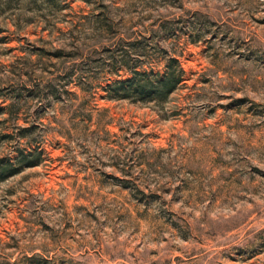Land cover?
Masks as SVG:
<instances>
[{
	"label": "rangeland",
	"instance_id": "obj_1",
	"mask_svg": "<svg viewBox=\"0 0 264 264\" xmlns=\"http://www.w3.org/2000/svg\"><path fill=\"white\" fill-rule=\"evenodd\" d=\"M143 34L183 80L107 96ZM0 105V157L36 160L0 178V264H264V0H0Z\"/></svg>",
	"mask_w": 264,
	"mask_h": 264
},
{
	"label": "trees",
	"instance_id": "obj_2",
	"mask_svg": "<svg viewBox=\"0 0 264 264\" xmlns=\"http://www.w3.org/2000/svg\"><path fill=\"white\" fill-rule=\"evenodd\" d=\"M143 39L127 40V45L122 48L108 46V50H112L106 56L105 62L112 64L113 71L120 75L118 70L123 69L125 75L108 80L102 87L109 97H129L139 100H153L155 102H164L169 94L183 80L184 69L180 65L178 54L165 53L161 55L164 61L163 71H154L153 66L146 67L148 59L152 56L142 40L151 41L152 35H142ZM115 51V52H114ZM64 83L70 82L82 83L86 82V74L76 68H68L64 73ZM56 88H51L50 93ZM4 106L0 105V111ZM28 126H19L20 135H26ZM6 133L5 135H7ZM30 151L19 149L14 160L8 156L0 157V178L11 175L21 169L24 165H32L36 163L35 159L28 155ZM36 263V262H35Z\"/></svg>",
	"mask_w": 264,
	"mask_h": 264
}]
</instances>
